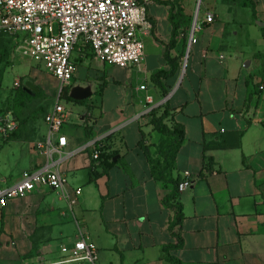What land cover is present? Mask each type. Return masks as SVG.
Wrapping results in <instances>:
<instances>
[{
    "label": "crops",
    "instance_id": "1",
    "mask_svg": "<svg viewBox=\"0 0 264 264\" xmlns=\"http://www.w3.org/2000/svg\"><path fill=\"white\" fill-rule=\"evenodd\" d=\"M148 20L142 71L129 69L141 80L133 92L107 96L106 63L75 48L71 85H106L77 111L67 108L61 153L39 147L48 128L34 112L26 116L27 136L0 132V187L51 163L68 190L82 188L73 206L48 187L0 206V264H54L81 228L97 245L98 264H170L169 245L180 264H264V0H156ZM159 70L174 72L161 77L164 88L153 81ZM166 105V124L182 129L184 139L163 181L143 146L163 159L171 138L154 128L151 111L161 107V114ZM210 142L225 147L205 149ZM95 151L109 159L96 160ZM205 156L213 158V172L202 176ZM185 171L192 185L170 201L184 213L171 228L174 210L165 199Z\"/></svg>",
    "mask_w": 264,
    "mask_h": 264
},
{
    "label": "built area",
    "instance_id": "2",
    "mask_svg": "<svg viewBox=\"0 0 264 264\" xmlns=\"http://www.w3.org/2000/svg\"><path fill=\"white\" fill-rule=\"evenodd\" d=\"M156 0H0V36L19 41L31 58L44 62L46 71L61 82L60 90L44 121L48 131L39 147L46 146L50 155L61 153L67 137L61 129L68 122L70 111L61 103L62 94L71 86L77 66L72 57L76 47L90 50L103 63L142 71L145 56L143 36L152 28L148 7ZM214 16L207 14L206 21ZM264 89V86H260ZM140 89L146 90V85ZM148 101L151 95L146 96ZM17 121L7 114L0 121L4 136L13 133ZM57 139V143L55 140ZM94 158L99 157L95 151ZM67 179L57 168L47 163L21 172L20 179L0 187V206L8 200L27 196L48 187L61 193L75 205L82 188L68 190ZM192 185L190 171L183 173L178 190ZM61 258L54 264H98V248L88 232L81 228L71 244L62 245Z\"/></svg>",
    "mask_w": 264,
    "mask_h": 264
},
{
    "label": "rangeland",
    "instance_id": "3",
    "mask_svg": "<svg viewBox=\"0 0 264 264\" xmlns=\"http://www.w3.org/2000/svg\"><path fill=\"white\" fill-rule=\"evenodd\" d=\"M103 69L110 83L107 96L115 95V90L122 91L123 95L133 92L135 86L141 82L138 75L131 73L127 68L106 64ZM87 71L85 68L79 69L78 73L85 75ZM100 75H103V71ZM24 78L30 79L41 90L33 87L38 93L31 96V92L24 90ZM116 80L121 84H114ZM60 85V80L46 71L44 62L31 58L26 50L19 46L17 39L10 36L0 38V121L7 114H11L18 123L14 133H18L20 137L28 135L31 125H27L26 116L29 117L28 114L34 111L38 117H45L56 101ZM61 103L73 112L81 107V104L70 101L63 95Z\"/></svg>",
    "mask_w": 264,
    "mask_h": 264
},
{
    "label": "trees",
    "instance_id": "4",
    "mask_svg": "<svg viewBox=\"0 0 264 264\" xmlns=\"http://www.w3.org/2000/svg\"><path fill=\"white\" fill-rule=\"evenodd\" d=\"M253 13L255 14L254 10H253ZM174 35H175V32H174ZM2 37H5V36H0V38H2ZM175 43L176 42L173 38L171 40L170 44L167 45L166 56H167L169 62H172V58L170 57L169 51L175 45ZM173 73L174 72H167L164 70H159L153 74V81L155 84H157L161 88H164L163 84H162L161 77L168 78L171 75H173ZM22 81H23V84L25 86L24 90L27 93L31 92V91L34 92L35 94L38 93V91H35V89H34L35 87H38V86L35 85L33 82H31L30 79L24 78ZM105 85H106V82L100 83L99 87L96 91V94H101ZM262 86H264V85H262ZM38 89H39V87H38ZM68 91H69V87L62 94L66 99L73 101V102H76V103H79V104H84L88 101V99L81 100V101L74 100V99L69 97ZM160 108L161 107L154 108L151 111V115H152L151 123L154 125V128L156 130H158L159 132H161L164 135L171 138L170 141L168 142V144L166 145V149L161 150V156L163 157V159L154 158L151 155L149 148H147L146 146H143V147H144V151H145V154L147 156V159L151 163L152 172L155 175V177H157L158 179H161L163 181H167L168 179L166 177V173L169 169H172L174 167L173 162H174V159L176 157L178 148L181 145L182 140L184 139V133H183L182 129H180V128L171 129L166 124L165 118L167 116H169L167 105H166V109L161 114H159ZM222 147H225V146H223L220 142H210V143H207L205 145V149H218V148H222ZM205 157H206V162H205L204 170L202 172V176H206V175L211 174L213 172V165H212L213 164L212 163L213 158L211 156H205ZM103 158L109 159V156L106 157V155L104 153H100L99 157L96 160L100 159L102 161ZM180 181L181 180H173L172 181V183H174V185H175V190L173 191L172 194L167 196V198L165 199V204H167L169 207H171L174 210V216H173V219L171 220V228L174 227L175 225L179 224L181 222L182 218L184 217L183 205L181 203H171L170 202L172 199L177 198L178 185H179ZM170 247H171V245L165 246V248H164L167 260L170 262V264H180L179 261L173 255H170V253H169Z\"/></svg>",
    "mask_w": 264,
    "mask_h": 264
},
{
    "label": "water",
    "instance_id": "5",
    "mask_svg": "<svg viewBox=\"0 0 264 264\" xmlns=\"http://www.w3.org/2000/svg\"><path fill=\"white\" fill-rule=\"evenodd\" d=\"M198 13H199V8L197 9L196 15H195V20L198 18ZM195 23V22H194ZM260 25H264V22H258ZM96 92L95 89V84L92 82L88 83H74L69 87L68 95L70 98L74 100H86L93 96ZM37 264H45L44 259L41 258Z\"/></svg>",
    "mask_w": 264,
    "mask_h": 264
}]
</instances>
